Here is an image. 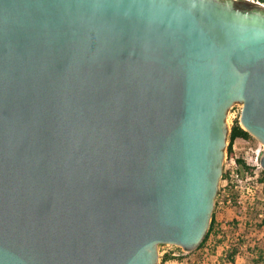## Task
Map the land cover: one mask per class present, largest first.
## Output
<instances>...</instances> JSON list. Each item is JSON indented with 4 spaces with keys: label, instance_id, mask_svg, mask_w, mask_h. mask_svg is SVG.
Here are the masks:
<instances>
[{
    "label": "water",
    "instance_id": "obj_1",
    "mask_svg": "<svg viewBox=\"0 0 264 264\" xmlns=\"http://www.w3.org/2000/svg\"><path fill=\"white\" fill-rule=\"evenodd\" d=\"M236 104L264 147L260 5L0 0V264L197 250Z\"/></svg>",
    "mask_w": 264,
    "mask_h": 264
},
{
    "label": "rangeland",
    "instance_id": "obj_2",
    "mask_svg": "<svg viewBox=\"0 0 264 264\" xmlns=\"http://www.w3.org/2000/svg\"><path fill=\"white\" fill-rule=\"evenodd\" d=\"M234 112H231L229 115V126L232 127L234 121ZM238 119V118H237ZM250 141V140H249ZM239 148V151L237 152L238 156L242 158V154L246 149L245 144L242 140L237 141ZM250 146L253 148V150H262L264 147L261 145L259 141L255 139V141H250ZM244 155V154H243ZM231 160L230 157L227 159V161L224 162V173L226 176H229V172L232 169ZM248 170H241L240 167L237 166L236 172L239 173L240 177H247L250 175H247ZM227 178V177H225ZM261 178V174H260ZM233 183L229 182L228 185L226 181H221L220 187H219V196L217 195L216 198V204H215V219L217 222L218 228H220L219 236H211V238L207 241L205 244V248L207 249L206 252H191V253H184L185 251L175 245H163L164 247L160 249L159 252H163L164 250L167 251V254H171L172 259L168 261V264H224V260H226V254L230 251H227L226 254H224L223 250L221 249V246H224V244L230 245L232 242L238 243L240 247V251L246 252V257L244 258L245 264H256L252 261V255L249 253V248H254L255 244L258 243L259 250L263 252L264 254V228L260 229L256 224L259 222L255 220L254 218H251L249 214H251L254 211H262L264 207L262 204L264 203V183L262 185L255 184L254 179L248 180L247 183L244 181L242 186L243 188L239 189L236 188V185H240L236 182V179H233ZM249 184V185H247ZM255 186V188L253 187ZM232 187V190L229 191V188ZM250 187V188H249ZM257 187V188H256ZM249 189V190H248ZM230 194V196L233 198V200H236L240 198L243 195V201L246 204L247 207V218L244 221V225H242L240 228V234L241 237L240 240L237 241V239L234 237V235L231 233V231H226L224 228L222 229L220 226L222 223H219V220H222V222H226L230 226H234L235 228H238V217L239 214V207L238 204L235 203L234 205L224 210H220L218 207L221 206V202L226 198V195ZM241 217V216H240ZM262 216L260 215L259 218ZM173 254H176L178 256H174ZM159 264H163L162 256H160ZM264 264V263H261Z\"/></svg>",
    "mask_w": 264,
    "mask_h": 264
},
{
    "label": "built area",
    "instance_id": "obj_3",
    "mask_svg": "<svg viewBox=\"0 0 264 264\" xmlns=\"http://www.w3.org/2000/svg\"><path fill=\"white\" fill-rule=\"evenodd\" d=\"M250 2H253L257 5H260L262 7H264V0L263 1H255V0H248ZM241 111H242V105L240 104H236L234 105L231 110H230V113L229 115L231 114V112H234V114L236 116H234V119H239L240 120V115H241ZM229 119V117H228ZM243 143L245 144L246 146V149L245 151L243 152L242 154V160H244V162L250 167L252 168V171H247V175H250V176H247V177H240L239 173L236 172V169H237V160L240 159V157L238 156L237 152L239 151V148H237L238 146V143L235 142L234 145H233V151H234V154L233 156H229L227 151H226V156H225V161H227V159L230 157V160H231V165H232V169L230 170L229 172V177H227L224 181L227 182L226 185L229 184V182H234L233 179H236V182L240 185H236L235 187L236 188H243L242 184L243 182L245 181L247 183L248 180H251V179H254V183L255 184H260L262 185V183H260L259 179H260V174L263 170L262 166H261V158H262V154H263V149L261 150H253V148L250 146V141L249 140H242ZM230 142H229V139H228V146H229ZM228 148V147H227ZM249 185V184H247ZM255 188V186H253ZM250 188V187H249ZM257 188V187H256ZM249 190V189H248ZM235 203L238 204V207H239V214L240 216L238 217L237 221H238V228H235L234 226H230L229 224H227L226 222H222V220H219V223H222L221 224V228L225 229L226 231H231V233L234 235V237L237 239V241H239L240 237H241V234H240V228L242 225H244V221L246 220L247 218V207H246V204L245 202L243 201V195L236 199V200H233V198L230 196V194H227L226 195V198L220 203L221 206H219L218 208L220 210H224V209H227L229 207H232V206H236L234 205ZM205 246V245H204ZM164 246H160L159 247V251L161 248H163ZM237 249L238 252H240V249L242 247L239 246L238 243H234L232 242V244L230 245H227L224 250L226 249V251H230L231 249ZM206 252L207 249L205 247H202L198 250H195L194 252ZM193 252V251H192ZM184 253H191V252H184ZM165 254H167V251H163L162 253L159 252V255L162 256V259L163 257L165 256ZM174 256H178L176 254H173ZM227 263H230L227 261ZM164 264H168V261L165 262Z\"/></svg>",
    "mask_w": 264,
    "mask_h": 264
},
{
    "label": "trees",
    "instance_id": "obj_4",
    "mask_svg": "<svg viewBox=\"0 0 264 264\" xmlns=\"http://www.w3.org/2000/svg\"><path fill=\"white\" fill-rule=\"evenodd\" d=\"M255 1H263V0H255ZM238 140H250V141H255V139L241 126L239 119H236L231 127V132L229 135V146L227 148V153L229 156H233L234 151H233V145L235 142H237ZM237 165L238 167L241 168V170H248V171H252V168H250L245 162L244 160H242L241 158L237 160ZM225 177H229L226 176L225 174H223L222 177V181L225 180ZM260 182L264 183V170H262L261 172V178L259 179ZM232 190V187L229 188V191ZM220 193H218L219 196ZM264 202V201H263ZM262 206L264 207V203L262 204ZM215 210L212 216V222L210 225V228L203 240V242L200 244V246L198 247V249L204 247V245L207 243V241L211 238V236H219L220 233V228H218L217 226V222L215 219ZM262 216L261 218H259V216ZM249 216L251 218H254L255 220L259 221L256 225L260 228L263 229L264 228V209L262 211H254L251 214H249ZM197 249V250H198ZM249 253L252 255V261L256 264H261L264 263V254L262 251L259 250V246L258 243L255 244L254 248H249ZM238 254V250L237 249H233L231 252H228L226 254V259L228 262L233 263L235 261V257ZM170 259H172L171 254H165V256L163 257V264L167 261H169Z\"/></svg>",
    "mask_w": 264,
    "mask_h": 264
},
{
    "label": "crops",
    "instance_id": "obj_5",
    "mask_svg": "<svg viewBox=\"0 0 264 264\" xmlns=\"http://www.w3.org/2000/svg\"><path fill=\"white\" fill-rule=\"evenodd\" d=\"M216 217V216H215ZM227 246V244H224V246H221V249L223 250L224 254L227 253L226 249L224 250V248ZM246 257V252H238V254L235 257V261L233 263H227V264H245L244 263V258ZM226 262V260H224ZM224 262V264H226Z\"/></svg>",
    "mask_w": 264,
    "mask_h": 264
}]
</instances>
